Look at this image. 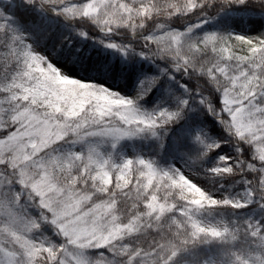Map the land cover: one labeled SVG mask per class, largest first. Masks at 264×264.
Segmentation results:
<instances>
[{
	"label": "snow or ice",
	"instance_id": "snow-or-ice-1",
	"mask_svg": "<svg viewBox=\"0 0 264 264\" xmlns=\"http://www.w3.org/2000/svg\"><path fill=\"white\" fill-rule=\"evenodd\" d=\"M0 264H264V0H0Z\"/></svg>",
	"mask_w": 264,
	"mask_h": 264
},
{
	"label": "trees",
	"instance_id": "trees-1",
	"mask_svg": "<svg viewBox=\"0 0 264 264\" xmlns=\"http://www.w3.org/2000/svg\"><path fill=\"white\" fill-rule=\"evenodd\" d=\"M240 31V30H238ZM240 34H245V35H248V36H253V35H257L258 33H252L250 31V28L249 26L247 25V23L244 21V24L242 25V31H240ZM237 46H239V43L237 42ZM79 71V70H78ZM80 75H87L85 72H80L79 73Z\"/></svg>",
	"mask_w": 264,
	"mask_h": 264
},
{
	"label": "rangeland",
	"instance_id": "rangeland-1",
	"mask_svg": "<svg viewBox=\"0 0 264 264\" xmlns=\"http://www.w3.org/2000/svg\"><path fill=\"white\" fill-rule=\"evenodd\" d=\"M255 19H258V18H255ZM245 22L247 23V18H245ZM247 25L249 26V28H250V31H251V29H253V28H259V25H250V24H248L247 23ZM252 33H257V32H253V31H251Z\"/></svg>",
	"mask_w": 264,
	"mask_h": 264
}]
</instances>
